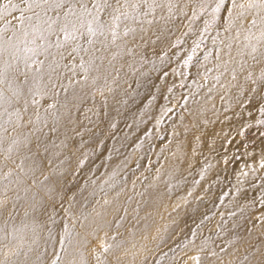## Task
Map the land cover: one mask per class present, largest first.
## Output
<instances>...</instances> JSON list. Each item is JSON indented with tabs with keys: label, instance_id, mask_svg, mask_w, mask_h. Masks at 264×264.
<instances>
[{
	"label": "rangeland",
	"instance_id": "rangeland-1",
	"mask_svg": "<svg viewBox=\"0 0 264 264\" xmlns=\"http://www.w3.org/2000/svg\"><path fill=\"white\" fill-rule=\"evenodd\" d=\"M6 2L8 0H1L0 4ZM172 3L175 4L172 12L178 10L192 23L208 17L207 30L199 29L198 35L203 33L211 37L224 33L218 23L224 22L220 17L228 14L224 8L213 14L215 0H207L203 12L200 11L201 0H172ZM225 3L231 6L230 0ZM194 11L197 15L192 19ZM19 15V11L9 10L6 16H10L14 24L6 27L0 23V33L12 36L14 27L18 26L15 17ZM251 18L247 17L244 24L247 25ZM229 34L235 35V29ZM194 38H190L188 44L193 45ZM240 40L242 46L243 33ZM237 47L233 48V56H236ZM134 56L117 58L119 63L115 66L123 71L113 74L114 79L109 82L111 91L106 88L103 96L92 88H89L91 93L89 89L81 90L79 85H74L67 93L61 89L55 97L57 101L52 103H56L57 108L47 110V121L52 126L50 113L57 112V132L49 133V143L57 147L51 149L54 153L50 154L51 164L42 174L35 173V179L43 181L42 186L34 184L31 175L25 177L23 174H20L23 183L19 185L0 181V200L6 201L0 208V228L16 237L8 248L0 249V261L4 264H53V261L57 264H195L192 257H198L199 264H264V193L257 198L248 195L235 202H222L228 192L240 191L247 186L250 170L253 181H259L264 175V80L259 79L260 75L247 78L249 70L245 66L244 71L237 70L236 79L225 73L218 82L214 79L218 73L213 70L210 78L205 75L195 78L196 88H204L205 93L200 96L192 94L185 106L176 107L177 102L185 97L180 92L177 100L155 98L151 109L140 107L143 103L139 102L136 114L132 115L129 111L132 101L130 103L125 94L128 96L126 87L135 69ZM188 58L175 62L182 75L191 65ZM236 59L248 58L236 56ZM208 60L207 69H213L217 61L214 57ZM248 64L251 70L259 73L264 70V62L256 64L248 60ZM165 65L162 63L163 67ZM242 72L246 75L243 78L239 77ZM149 73V76L156 77L153 71L149 70ZM66 75L70 77L71 73ZM187 78L185 74L184 79ZM153 79L161 84L157 78ZM208 79L215 83L212 89L207 86ZM68 83L65 79L64 84ZM249 84V92H254L259 99L258 105L250 108L247 106L250 99L245 98L246 89L243 88ZM165 86L155 89L156 95L171 88ZM177 87L181 89V86ZM73 94L78 99L62 107L65 97L71 99ZM196 98L205 105L191 107ZM37 99L40 100L38 107L30 104L31 98H28L27 111H23V100L17 105L21 109V126L15 131L8 127L4 148L8 146L6 141L10 142L17 134H21V140L24 135H29L35 143V136L30 135L33 126L28 122L37 121V114L45 117L46 105L52 104L53 98ZM164 102L169 106L160 114L154 112L155 106H162ZM113 107L120 112L115 118H112ZM235 116H238L236 121L233 120ZM134 124L138 129H134ZM36 127L41 124L37 123ZM47 128L44 127L43 131L48 132ZM215 140L220 141L217 144ZM34 143L30 145L33 150ZM136 143L141 145L143 152L135 147ZM13 147L11 154L0 151V176L11 171L10 179L15 181L19 173L16 165L21 162V157L28 155V150L22 143ZM221 147L223 155L212 153ZM177 149L179 151L175 152ZM169 155L172 158L168 166L165 158ZM4 156L11 159L6 160ZM29 161H25L26 166L31 163ZM233 164L237 165L239 169L236 171L243 174V179L231 183L229 180L234 171L227 170V167ZM216 167H220L219 181L224 185L207 190L213 181L211 172ZM154 180H162L165 184L151 185ZM262 184L264 192V181ZM5 185H8L7 191ZM254 201L256 207L263 208L249 210L242 218L239 212L253 205ZM198 202H207L211 206L199 207L195 205ZM66 225L73 240L61 244ZM116 244L120 247H115ZM14 251L19 254H13Z\"/></svg>",
	"mask_w": 264,
	"mask_h": 264
},
{
	"label": "snow or ice",
	"instance_id": "snow-or-ice-1",
	"mask_svg": "<svg viewBox=\"0 0 264 264\" xmlns=\"http://www.w3.org/2000/svg\"><path fill=\"white\" fill-rule=\"evenodd\" d=\"M230 3L229 7L225 0H215L212 8L213 14L219 13L221 8L228 13L227 17H220L224 21L221 27L226 33L235 29V35L221 39L220 46L216 48L217 63L214 68L218 75L214 79L218 82L225 73H230L232 79H236L237 70L244 71L245 66L251 67L248 60L256 64L264 62V0H230ZM9 4L11 0L0 4V9L8 12ZM174 7L172 0H20L19 4H11V10L19 11L20 15L15 17L18 26L14 27L12 36L0 33V151L11 154L13 146L22 143L28 149V155L21 157V162L16 165L19 173L15 181L10 179L11 171L0 176V181L19 185L23 183L20 179V174H23L25 177L31 175L33 183L42 186L43 181H37L35 173L39 171L42 174L51 164V155H54L51 149L57 147L49 143V133L57 132L56 122L59 120L57 112H52L53 123L50 127L47 115L40 117L37 114V121L28 122L33 125L30 135L35 136L34 150L30 147L33 143L30 136L24 135L21 140L20 134L12 137L7 148H4L8 127L15 131L21 126V109L17 107L21 100L24 101L23 111H27L29 97L31 104L38 107L40 100L37 97L55 98L61 89L67 93L74 85H79L81 90L92 88L103 93L107 88L111 91L110 79H114L113 74L118 75L120 71L115 66L117 58L134 55V49L147 42L145 33L148 29L145 25H153L155 19H163L154 17L157 9L163 11L167 8L171 15ZM206 7L207 0H201L200 11L203 12ZM196 15L194 11L192 19ZM249 16L252 18L245 25L244 21ZM208 26L209 22L206 21L205 30ZM242 33L244 43L240 46ZM213 43H216L215 39ZM234 44L238 46L236 56L248 59L237 60L232 55ZM212 71V68L206 69L205 77ZM67 72H71L70 77L66 75ZM251 77L252 73L248 72L247 78ZM65 79L69 81L67 85L64 84ZM259 79L264 80V70H261ZM76 99V94L71 99L66 96L61 106L67 107ZM56 108V103L48 104L45 112L47 114L48 109ZM37 123H41V127H36ZM44 127H48V132L43 131ZM29 160L31 163L26 166L25 161ZM4 190L7 191V185ZM5 203V200H0V208ZM65 229L66 235L60 242L72 243V233L67 225ZM0 233H3L0 235V249H6L16 237L3 228H0ZM115 247L119 248L120 245L116 244ZM13 254L19 253L14 251ZM191 259L199 264L198 257ZM0 264L4 262L0 261ZM53 264H57V261H53Z\"/></svg>",
	"mask_w": 264,
	"mask_h": 264
},
{
	"label": "bare ground",
	"instance_id": "bare-ground-1",
	"mask_svg": "<svg viewBox=\"0 0 264 264\" xmlns=\"http://www.w3.org/2000/svg\"><path fill=\"white\" fill-rule=\"evenodd\" d=\"M1 1V0H0ZM8 3V2H6ZM20 1L19 0H14L11 2V4H19ZM11 4H9V10L11 11ZM9 12V11H8ZM6 12V13H8ZM5 12L0 13V23L3 26L9 27L10 25L14 24V22L12 23V19H9L10 16H6ZM227 12H225L226 14ZM172 15H169L166 8L161 11L160 9H157L156 12L154 13V17H163V19H155L154 20V24L153 25H145V28L148 29L147 33H145L146 36V43L143 44L142 47L139 48H135L134 49V59H135V69L132 72L131 75V79H129V83H128V96L127 93L125 94L126 97H128V100H130V103L132 101V103L129 105V111L132 113V115L136 114V105L143 103V106L140 107H145L144 109H147V107H154V101L156 100L155 98H159L162 100H166V99H170V100H177V96L180 92H182L184 94V98H182L180 101L177 102L176 107L178 106H185L186 105V101L189 99V97L192 96V94L194 95H202L205 93V89L202 87L196 88V84H195V78L199 77V75H204L207 67V63H208V59H210L212 57L215 58V48L220 45V41L221 39H223L224 37L230 35L229 33L227 34L224 29L221 27V25L224 22H220L218 23L219 28L224 31L223 34H221V36L216 33L211 35V37H207L205 34L203 35H198V31L199 29H205V22L208 20V17L203 19V20H197L194 23L191 22V19H189L188 17L186 18V16H181V12H179L178 10H175L174 13L172 12ZM193 14V13H192ZM228 14V13H227ZM150 19L153 17H149ZM210 18V17H209ZM200 21L201 24H200ZM5 36L6 34L3 33ZM148 37H150V39H147ZM195 37L194 38V43L193 45L188 44V41L190 40V38ZM213 39L216 40V43H213ZM242 40V39H241ZM154 41V43H153ZM197 44H199V46L197 47ZM175 45V47L173 46ZM235 46V44H234ZM161 53V55L157 56V53ZM212 53L211 56H209V53ZM128 57V56H127ZM131 57V56H130ZM188 57H191L190 59V63L191 65L189 66V68L185 71L184 74L182 75V73L180 72V67L175 65V62L177 59H186ZM126 58V56H125ZM130 59V58H129ZM127 60V59H126ZM133 61V60H132ZM127 62V61H126ZM115 63H119V60H116ZM132 63V62H131ZM162 63H166V65L163 67ZM179 63V62H178ZM184 64V63H183ZM130 65V64H129ZM215 65V64H214ZM120 67V66H119ZM249 70V72L252 73V76H258L260 75V73L253 69L251 70V67L246 66ZM120 70V68H119ZM131 70V69H129ZM149 70H151V72L153 71L156 75V77H151L149 76L150 73L148 74ZM213 70H215V68L213 67ZM263 70V69H262ZM123 71L122 69L119 71L121 72ZM71 73V72H69ZM68 72L66 74H69ZM167 73V74H165ZM213 71L209 72L207 74V76H209V78L213 75ZM185 74H187V79H184ZM241 76V78H243V76H246L245 74H240L239 77ZM119 78V76H118ZM153 78H157L161 84H157L156 81ZM177 78V80H175ZM124 79V77H123ZM207 86L209 89H212L215 85V83H213L211 81V79L207 80ZM114 82V81H113ZM115 85V82L114 84ZM121 85V84H120ZM167 86H171V88L167 89L166 92H162V93H158L156 95L155 89H163V87ZM174 85V87H173ZM181 86V89H179L177 86ZM117 87V86H115ZM119 87V86H118ZM121 87V86H120ZM251 85H247V86H243L244 89H246V94H245V98H249L250 99V104H248L247 106H253V105H258V98H256V94L250 93ZM78 88V87H77ZM239 88H241L239 86ZM79 89V88H78ZM120 89V88H119ZM94 90L95 89H91ZM192 90H194L192 92ZM235 90V88H234ZM118 91V90H117ZM74 92V91H73ZM89 92L90 89H89ZM121 92V91H120ZM92 93V92H91ZM118 93V92H117ZM130 95V96H129ZM132 95V96H131ZM193 95V96H194ZM73 96V95H72ZM103 96V93H102ZM119 96V95H118ZM124 96V95H122ZM121 96V97H122ZM115 98V94L113 96ZM138 97V100H136V98ZM47 98V97H46ZM92 98V97H91ZM56 98L51 99L50 103H52L53 101H57L55 100ZM119 99V98H118ZM43 100V99H42ZM29 101V100H28ZM110 101V100H109ZM43 102V101H42ZM87 102V101H86ZM114 102V101H113ZM141 102V103H139ZM156 102V101H155ZM170 102V101H168ZM225 103H229L228 99L224 100ZM92 103V102H91ZM99 103V102H98ZM108 103V102H107ZM31 104V103H30ZM49 104V103H48ZM111 104V103H110ZM115 104V103H113ZM121 104V103H120ZM158 104V103H157ZM189 104V103H188ZM221 104V103H220ZM89 105V104H88ZM93 105V104H92ZM117 105V104H116ZM127 105V104H126ZM147 105V106H144ZM205 105V103L193 100V102L191 103V107H199V106H203ZM222 105V104H221ZM47 106V105H46ZM87 106V105H86ZM105 106V105H104ZM107 106V105H106ZM115 107V105H113ZM124 106V105H123ZM169 106V104L166 102H164V105L162 106H155L154 108V112H157V114H160V112L162 111V109L167 108ZM22 107V106H21ZM111 110L112 111V118H115L118 114L117 112H119L118 110L116 111L115 108ZM119 107V106H118ZM126 107V106H125ZM240 107V106H239ZM148 108V110H149ZM250 108V107H249ZM28 109V108H27ZM151 109V108H150ZM34 110V109H33ZM31 110V111H33ZM50 110V109H49ZM53 110V109H52ZM103 110V109H102ZM36 111V110H35ZM87 111V110H86ZM127 111V110H126ZM187 111V110H186ZM244 111V110H243ZM39 112V111H38ZM42 112V110H41ZM123 112V110H122ZM197 112V111H196ZM219 112V111H218ZM223 112V111H222ZM52 113V112H51ZM82 113V112H81ZM120 113V112H119ZM194 113V112H193ZM237 113V111H236ZM240 113V112H239ZM237 113V114H239ZM128 114V113H127ZM187 114V113H186ZM219 114V113H218ZM243 114V112H242ZM47 115V114H46ZM101 115V114H100ZM120 115V114H119ZM118 115V116H119ZM25 116V115H24ZM96 116V115H95ZM128 116V115H127ZM155 116V115H154ZM193 116V115H192ZM191 116V117H192ZM196 116V115H195ZM243 116V115H242ZM97 117V116H96ZM24 118V117H23ZM33 118V117H32ZM119 118V117H118ZM180 118V117H179ZM188 118V117H187ZM233 118V117H232ZM244 118V117H243ZM242 118V119H243ZM48 119V118H47ZM84 119V118H83ZM102 119V118H101ZM125 119V118H124ZM151 119V118H150ZM177 119V116H176ZM238 116L236 118V116L233 118V120H237ZM112 120V119H110ZM152 120V119H151ZM189 120V119H188ZM195 120V119H194ZM142 121V120H141ZM241 121V120H240ZM243 121V120H242ZM49 122V121H48ZM51 122V120H50ZM111 122V121H110ZM122 122V121H121ZM127 122V121H126ZM130 122V121H129ZM191 122V121H190ZM53 123V122H52ZM89 123V122H88ZM101 123V122H100ZM144 123V122H141ZM140 123V125H141ZM151 123V122H150ZM235 123V122H234ZM41 124V123H38ZM102 124V123H101ZM123 124V123H122ZM128 124V123H126ZM168 124V123H167ZM50 124H48V126H50ZM91 125V124H90ZM124 125V124H123ZM135 125V124H134ZM29 126V125H28ZM33 126V125H32ZM116 126V125H114ZM105 127V126H104ZM222 127V126H221ZM220 127V128H221ZM229 127V126H228ZM232 127V126H231ZM47 128V127H46ZM108 128V127H107ZM142 128V125H141ZM48 129V128H47ZM134 129H138L137 128V124L134 126ZM170 129V128H169ZM25 130V129H24ZM46 130V129H45ZM111 130V128H110ZM109 130V131H110ZM117 130V129H116ZM144 130V129H143ZM230 130V129H229ZM108 131V130H107ZM120 132V131H119ZM27 133V132H26ZM111 133V132H110ZM24 134V132L22 133ZM112 134V133H111ZM119 134V133H118ZM133 134V132H132ZM184 134V133H183ZM228 134V133H227ZM21 135V134H20ZM50 135V134H49ZM130 135V134H129ZM148 135V133L146 134ZM145 135V136H146ZM182 135V134H181ZM180 135V139H182ZM226 135V134H225ZM224 135V136H225ZM108 136V135H107ZM106 136V137H107ZM136 137H138L137 134H135ZM183 136V135H182ZM207 136V135H206ZM84 137V136H83ZM221 137V136H220ZM32 138V137H31ZM34 138V137H33ZM95 138V137H94ZM108 138V137H107ZM123 138V137H122ZM139 138V137H138ZM152 138V137H151ZM167 138V137H166ZM47 139V138H46ZM223 139V138H222ZM99 140V139H98ZM136 140V139H135ZM138 140V139H137ZM136 140V141H137ZM220 140H218L217 142H219ZM9 143V141H6ZM216 142V140H215ZM216 142V143H217ZM34 143V142H33ZM104 143V142H103ZM215 144V143H214ZM218 144V143H217ZM216 144V145H217ZM99 145V144H98ZM127 145V144H126ZM263 145V144H262ZM128 146V145H127ZM201 146V145H200ZM213 146V145H212ZM22 147V146H21ZM31 147V146H30ZM135 147H137L138 150H141L143 152V149L141 147V145H138V143H136ZM199 147V146H198ZM17 148V147H16ZM115 148V147H114ZM119 148V147H118ZM109 149V148H108ZM107 149V150H108ZM167 149V148H166ZM208 149V148H207ZM24 150V149H22ZM28 150V149H27ZM114 150V149H113ZM119 150V149H118ZM95 151V150H94ZM109 151V150H108ZM179 149H177L175 152H178ZM27 152V151H26ZM173 152V151H172ZM212 153H214V155L216 156H221L224 154V149L218 148L212 151ZM8 154V153H7ZM27 154V153H26ZM174 155H177L176 153H173ZM2 155V154H1ZM91 155V154H90ZM93 155V154H92ZM172 155V154H171ZM200 155V154H199ZM88 156V155H87ZM1 157V156H0ZM5 157V156H4ZM92 157V156H91ZM167 157V156H166ZM2 158V157H1ZM172 156H168L165 161V165H170L169 161L171 160ZM4 159V158H3ZM11 159V157L9 158ZM7 160V159H6ZM164 160V159H163ZM10 161V160H8ZM19 161V160H18ZM1 162V161H0ZM16 162V161H15ZM30 162V161H29ZM171 162V161H170ZM167 163V164H166ZM85 164V163H84ZM6 166V165H5ZM80 167V166H79ZM84 167V166H83ZM202 167V166H201ZM78 168V167H77ZM81 168V167H80ZM213 168V167H212ZM220 167H216V169H214L211 173H212V183L211 185L208 186L207 190L211 189V187H222L223 185L221 184V182L219 181V178L221 176L220 174ZM239 168L237 167V165L235 166V164L233 165H229L227 167V170L229 171H234V175L232 176V178L229 180L231 181V183L234 182H238L240 180L243 179V174H239L237 173L236 170H238ZM78 171V170H77ZM251 173L248 174V184L247 186L244 187V189L240 190V191H236L233 190V192H228L227 195L222 199V202L229 203L230 201L235 202L237 198L241 197V198H247L249 197L248 195H253L259 197V195L263 192V188H262V183L264 181V175L261 177V179H259V181H253L251 179L252 177V171L250 170ZM191 174V173H190ZM189 174V175H190ZM200 177L201 173H198ZM197 174V175H198ZM196 175V176H197ZM246 178V180H247ZM250 178V179H249ZM255 178V176H254ZM223 179V178H222ZM152 180V179H151ZM225 180V179H224ZM147 182V181H146ZM229 183V182H228ZM165 183L160 180L159 182H156L155 180L151 182V185L154 186H162ZM8 186V185H7ZM80 188V187H79ZM234 188V187H233ZM11 189V188H10ZM9 189V190H10ZM80 191V190H79ZM166 191V190H165ZM10 192V191H9ZM261 197V196H260ZM240 198V199H241ZM258 200V199H256ZM218 202H221L220 200H218ZM217 202V203H218ZM256 201L253 202V205L250 204L246 209L241 210L239 212L240 216L243 218L246 217L247 213L249 212V210H254V209H261L263 208L262 206L260 207H256ZM264 202V201H263ZM216 204V203H215ZM199 207H204L205 206H211L210 203L204 202H198L197 204ZM263 205V204H262ZM264 206V205H263ZM203 209V208H202ZM218 209V208H217ZM199 210V209H198ZM197 211V210H196ZM20 213V212H19ZM191 218V217H190ZM233 221V220H232ZM228 225V224H227ZM224 227V226H223ZM222 227V228H223ZM36 236V234H35ZM34 236V237H35ZM233 237V236H232ZM235 238V237H234ZM234 243V241L232 242ZM217 248V247H216Z\"/></svg>",
	"mask_w": 264,
	"mask_h": 264
}]
</instances>
